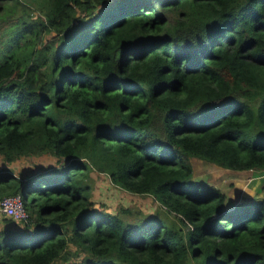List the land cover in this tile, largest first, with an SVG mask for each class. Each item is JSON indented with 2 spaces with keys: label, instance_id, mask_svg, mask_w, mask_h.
I'll list each match as a JSON object with an SVG mask.
<instances>
[{
  "label": "trees",
  "instance_id": "1",
  "mask_svg": "<svg viewBox=\"0 0 264 264\" xmlns=\"http://www.w3.org/2000/svg\"><path fill=\"white\" fill-rule=\"evenodd\" d=\"M39 154L0 170L27 212L0 264H264V197L191 163L264 170V0H0V157ZM91 172L154 211L96 206Z\"/></svg>",
  "mask_w": 264,
  "mask_h": 264
},
{
  "label": "rangeland",
  "instance_id": "2",
  "mask_svg": "<svg viewBox=\"0 0 264 264\" xmlns=\"http://www.w3.org/2000/svg\"><path fill=\"white\" fill-rule=\"evenodd\" d=\"M35 14V13H33ZM44 38L49 35H43ZM193 179L208 185L218 187L226 195V207L232 206L238 201L264 197V170L246 169L233 170L221 167L204 159L192 157ZM56 165V158L50 154L22 156L9 163H4L0 157V170L8 169L15 175L28 177L48 166ZM59 174L61 173L58 172ZM92 196L95 205H105L111 210L119 206H131L139 208L143 212H152L156 202L150 196L132 195L123 189L111 184L108 176L104 173L91 172ZM6 217V216H5ZM10 218V217H9ZM12 219V218H11ZM7 226L21 228V220H10ZM72 250L75 247L70 246ZM81 254H69V260H79ZM69 262H55V264H67Z\"/></svg>",
  "mask_w": 264,
  "mask_h": 264
},
{
  "label": "built area",
  "instance_id": "3",
  "mask_svg": "<svg viewBox=\"0 0 264 264\" xmlns=\"http://www.w3.org/2000/svg\"><path fill=\"white\" fill-rule=\"evenodd\" d=\"M0 215L21 221L27 218L20 193L0 198Z\"/></svg>",
  "mask_w": 264,
  "mask_h": 264
}]
</instances>
